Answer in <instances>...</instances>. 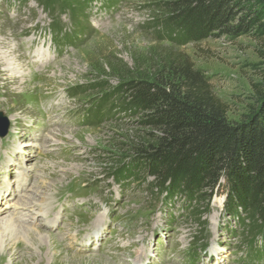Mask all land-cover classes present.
<instances>
[{"label":"rangeland","instance_id":"rangeland-1","mask_svg":"<svg viewBox=\"0 0 264 264\" xmlns=\"http://www.w3.org/2000/svg\"><path fill=\"white\" fill-rule=\"evenodd\" d=\"M165 1L88 0L77 30L38 0H0V264H264V228L230 212L226 192L169 198L126 173L146 134L116 107L120 84L188 57L232 122L264 91L263 34L176 45Z\"/></svg>","mask_w":264,"mask_h":264},{"label":"trees","instance_id":"trees-1","mask_svg":"<svg viewBox=\"0 0 264 264\" xmlns=\"http://www.w3.org/2000/svg\"><path fill=\"white\" fill-rule=\"evenodd\" d=\"M38 1L49 13H70L82 29L78 14L88 0ZM162 8L167 38L176 45L264 35V0H166ZM114 94L116 107L139 117L146 134L127 165L129 176H151L159 193L208 205L214 194L226 192L230 212L264 228V91L249 114L232 122L209 77L183 57L152 77L120 84Z\"/></svg>","mask_w":264,"mask_h":264},{"label":"bare ground","instance_id":"bare-ground-1","mask_svg":"<svg viewBox=\"0 0 264 264\" xmlns=\"http://www.w3.org/2000/svg\"><path fill=\"white\" fill-rule=\"evenodd\" d=\"M11 65V64H10ZM9 67V66H8ZM15 68H17V67H15ZM12 68H10L9 67V71L11 70ZM26 73V72H25ZM24 73V74H25ZM21 75V74H20ZM19 77V76H18ZM24 168L26 169V167L24 166ZM27 170V169H26ZM26 170H25V173H23L24 175H27V173H26ZM24 177V176H23ZM37 193V192H36ZM5 194V192L4 193H2V192H0V197H4L3 195ZM32 202V201H31ZM33 203V202H32ZM36 204V203H35ZM26 206V203H23L22 202V199H20L17 203H15L14 204V212H13V214L15 213V211H17V215L18 214H22L23 212H21V210H24V207ZM30 207H31V205H30ZM34 207V206H33ZM36 208H38V207H36ZM3 209V207H0V210H2ZM33 210V209H32ZM41 210V209H40ZM43 210V209H42ZM29 211V210H28ZM23 215H25V214H23ZM23 215H21L20 217H23ZM29 216H31V215H29ZM28 216V217H29ZM13 218H15L14 216H13ZM21 219V218H20ZM32 219V218H31ZM49 220H48V222L47 223H51L52 222V220L50 219V218H48ZM8 221H6V220H1L0 221V228L2 229V228H5V226H6V224H8V222L11 220V218H9V219H7ZM25 219H23L22 218V221H24ZM30 220V219H29ZM28 220V221H29ZM19 221V220H18ZM12 222V221H11ZM31 223H32V221H31ZM13 222L12 223H10L9 225H10V227L12 226V227H14L13 226ZM8 225V226H9ZM27 229L28 228H26V231H27ZM31 229V228H30ZM32 230V229H31ZM24 231V230H23ZM31 232V231H30ZM14 237V236H13ZM41 238V237H40ZM95 260H97V261H101V260H103L102 258H97L96 256H94L93 257Z\"/></svg>","mask_w":264,"mask_h":264},{"label":"water","instance_id":"water-1","mask_svg":"<svg viewBox=\"0 0 264 264\" xmlns=\"http://www.w3.org/2000/svg\"><path fill=\"white\" fill-rule=\"evenodd\" d=\"M8 123L6 117L0 113V132L1 134H5L7 131Z\"/></svg>","mask_w":264,"mask_h":264}]
</instances>
